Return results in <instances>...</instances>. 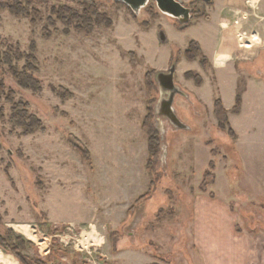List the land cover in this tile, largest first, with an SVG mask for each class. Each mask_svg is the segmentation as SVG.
Segmentation results:
<instances>
[{"label":"rangeland","instance_id":"1","mask_svg":"<svg viewBox=\"0 0 264 264\" xmlns=\"http://www.w3.org/2000/svg\"><path fill=\"white\" fill-rule=\"evenodd\" d=\"M86 1L0 0L24 10L13 14L0 8V237L5 240L0 251L10 259L0 252V264H21L12 248L25 264H214L216 228L229 220L223 204L236 213V231L246 246L262 247L261 1L246 3L245 16L230 19L229 39L237 45L241 37L238 44L245 47L237 48L229 63L228 56L216 55L222 68L210 62L221 36L213 15L219 0L214 6L182 0L192 9L186 25L160 13L153 2L133 13L116 0ZM91 4L105 22L97 23ZM82 18L91 19L87 35L77 29ZM192 41L202 51L188 59ZM19 55L27 58L18 60ZM172 65L180 90L173 110L187 131L155 115L163 97L155 76ZM19 73L38 86H20L14 76ZM147 73L152 87L145 84ZM237 96L241 103L234 114ZM217 100L227 111L224 130L214 114ZM18 102L28 105L39 129L12 123ZM149 110L160 139L153 177L145 169L148 136L142 130ZM151 180V193L134 206ZM21 225L36 242L17 231ZM197 234L205 253L194 243Z\"/></svg>","mask_w":264,"mask_h":264},{"label":"crops","instance_id":"2","mask_svg":"<svg viewBox=\"0 0 264 264\" xmlns=\"http://www.w3.org/2000/svg\"><path fill=\"white\" fill-rule=\"evenodd\" d=\"M190 1L192 0H186V2H190ZM219 1L220 2L217 4V7L213 12L215 20L217 19V26L219 27L220 30L219 32L221 33L219 45L218 43H216L215 48L213 49L212 60L210 59V62L214 65V66L212 65L214 68H222L221 66L218 67L214 62L216 55L222 54L228 56L229 60H227L226 63H229L230 59H232V56L234 57L236 56L234 54L237 51V48H241V45L238 44L239 40H237V45H236L231 39H229L228 36H229L230 28L228 27L229 25L228 23L230 22V19L233 16L234 17L245 16L247 12V8H246L247 0H219ZM253 1L254 0H251V3ZM259 1L262 2V0ZM261 2L258 7L259 10L264 14V9L260 7ZM211 3L214 6L215 3L214 0H211ZM262 26L264 27V24H262ZM225 31L227 32L228 35H225ZM237 36L238 35L236 34V37ZM199 47L202 51L200 44ZM221 211L222 213L225 214V217L228 218L229 220H227V223L225 224L224 227L220 225V227L216 228L217 231H215V241L213 247L215 248L214 264H262V263L264 264V257L263 258L261 257L262 253L260 251V249L261 250L264 249V244H262V247H260L258 243L254 242V244H250V247H247L245 244L247 240L243 238L244 235H242L243 236L242 237L241 235H238V232L236 231V219H237L236 213L233 212V210L228 204L227 205L223 204L221 206ZM197 213L198 212H196V214ZM222 213L220 215L224 216ZM196 237L198 240L196 239L194 240L195 245L199 247L200 250L204 251L203 253H205L206 249L204 245L201 243L199 235ZM226 237L227 240H223ZM224 242L225 245L227 244L226 247H223ZM252 247H253V253L251 254L250 251L252 250ZM206 255H208L207 252Z\"/></svg>","mask_w":264,"mask_h":264},{"label":"trees","instance_id":"3","mask_svg":"<svg viewBox=\"0 0 264 264\" xmlns=\"http://www.w3.org/2000/svg\"><path fill=\"white\" fill-rule=\"evenodd\" d=\"M87 1H90V0H87ZM0 8L3 10H9L13 14H23L24 13V10L21 8V6L19 4H16L15 7L10 6L8 4H0ZM90 11H91L92 16L96 17L97 23H99L101 20L103 22H105V20H103L104 18L102 16L100 18V16L96 13V8L92 4L90 5ZM63 19H66V18H63ZM81 20L83 22L82 26H78L77 29L80 30V32H82L83 34L87 35V34H89V29L92 25V24H90L91 19L90 18H82ZM68 22L69 21H66V23H68ZM197 53H201V49H200L199 45L194 41L190 42L189 48L187 49V51H185V55L187 56L188 59H192L194 57V55ZM18 57H19V58H17L18 60H20L21 58H27L26 56H21V55H19ZM5 60H6V63H9L10 57L6 56ZM149 74H151V73H147L145 76V84L148 87H152V85L148 79V78H150ZM189 75H191V73L186 74V76H189ZM14 76L16 77V80L19 82L20 86H22L23 88L35 89L36 88L35 86H38L37 81L25 73H19L18 75L16 74ZM3 92H4V85L2 84V82H0V94H3ZM8 97H9L8 98L9 100L13 99V97H14L13 92L9 91ZM240 103H241V99L239 98V96H237L236 101H235V105L232 109V112L234 114L239 113ZM27 109H28V105L26 103L18 102L16 104H14L13 109H12L13 112H12V116H11L12 123L21 127V128L26 129L27 131L39 129L41 127V122L39 120H37L34 116L29 115ZM214 114H215L216 119L218 121V127L221 130H224V127H226V125H227V119H226L227 111L222 107L219 100L214 102ZM142 130L148 136V138H147V151L149 154V159L147 161L145 169H146L147 173L153 177V174H154L155 169H156L157 158L159 155L160 139H158L157 132L154 130V128L152 126L151 110H149L148 114L143 119ZM228 134L230 137H234L233 130L229 129ZM80 154H82V153L80 152ZM82 156L84 157V159H87L85 157L86 154L85 155L82 154ZM154 185H155V182L153 180H151L149 183V190L144 195H142L140 198H138L135 201L134 206L137 203H140L141 201L145 200L149 196V194L151 193V189L154 187ZM134 206L130 207L128 209V211L131 212V210L133 209ZM4 244H5V240L0 237V246L2 248H4L3 247ZM30 244L31 243H29V245ZM16 250H17L16 248H12V254L19 260V262H21V264H25V260L18 254V252ZM36 264H40V263L36 262Z\"/></svg>","mask_w":264,"mask_h":264},{"label":"water","instance_id":"4","mask_svg":"<svg viewBox=\"0 0 264 264\" xmlns=\"http://www.w3.org/2000/svg\"><path fill=\"white\" fill-rule=\"evenodd\" d=\"M124 4L133 13H138L146 7L149 2H153L158 11L166 16L176 19L180 24L186 25L191 18V10L183 6L181 0H116ZM210 2L211 0H203ZM161 42L166 41L162 32L159 34ZM175 66L172 65L167 72H159L155 76V83L161 91L163 97L158 101L155 108V115L164 118L175 130L187 131L189 128L183 124L175 115L173 110L174 99L180 94V90L174 84Z\"/></svg>","mask_w":264,"mask_h":264},{"label":"bare ground","instance_id":"5","mask_svg":"<svg viewBox=\"0 0 264 264\" xmlns=\"http://www.w3.org/2000/svg\"><path fill=\"white\" fill-rule=\"evenodd\" d=\"M259 2V0H258ZM254 3V1H253ZM253 38L257 39V35H253ZM252 38V40H253ZM258 40V39H257ZM241 44V43H240ZM226 61V60H225ZM218 63H220L221 65L224 63V60H222V58H218ZM216 63V61H215ZM217 64V63H216ZM17 231L21 232L27 239L36 242V238L34 237V235H32L29 232V228L27 226L21 225V226H16ZM7 258L9 259V257L7 256ZM10 260V259H9ZM12 262V261H11Z\"/></svg>","mask_w":264,"mask_h":264},{"label":"built area","instance_id":"6","mask_svg":"<svg viewBox=\"0 0 264 264\" xmlns=\"http://www.w3.org/2000/svg\"><path fill=\"white\" fill-rule=\"evenodd\" d=\"M247 4H248L249 6H253V2L251 3V0L247 1ZM235 24H237V23H235ZM238 40H239V42H241L243 39H242L241 37H238ZM242 47H245V46H243V44H241V48H242Z\"/></svg>","mask_w":264,"mask_h":264},{"label":"flooded vegetation","instance_id":"7","mask_svg":"<svg viewBox=\"0 0 264 264\" xmlns=\"http://www.w3.org/2000/svg\"><path fill=\"white\" fill-rule=\"evenodd\" d=\"M185 8H188V9H190V10H192L191 8H189V7H185ZM191 17H192V11H191ZM243 48V47H242ZM1 252V251H0ZM2 253V252H1ZM2 254H4V253H2ZM5 255V254H4ZM6 256V255H5ZM7 257V256H6ZM2 263H3V261H2Z\"/></svg>","mask_w":264,"mask_h":264}]
</instances>
